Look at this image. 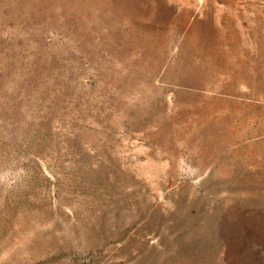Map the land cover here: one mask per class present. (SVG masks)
Instances as JSON below:
<instances>
[{
	"label": "rangeland",
	"instance_id": "obj_1",
	"mask_svg": "<svg viewBox=\"0 0 264 264\" xmlns=\"http://www.w3.org/2000/svg\"><path fill=\"white\" fill-rule=\"evenodd\" d=\"M0 264H264V0H0Z\"/></svg>",
	"mask_w": 264,
	"mask_h": 264
}]
</instances>
